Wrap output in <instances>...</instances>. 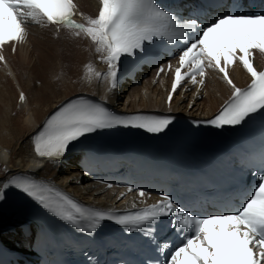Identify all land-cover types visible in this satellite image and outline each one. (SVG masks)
Masks as SVG:
<instances>
[{"label": "snow or ice", "instance_id": "snow-or-ice-1", "mask_svg": "<svg viewBox=\"0 0 264 264\" xmlns=\"http://www.w3.org/2000/svg\"><path fill=\"white\" fill-rule=\"evenodd\" d=\"M74 10L73 0H0V46L22 41L29 20L37 24L62 25L75 30L77 36L84 33L108 66L105 74L96 73L97 78L107 80L114 89L121 57L144 53L146 45L156 40H166L170 44L179 40L184 46L178 55L173 93L186 77L197 83L199 76V83L203 84L206 68L222 73L232 89L230 100L208 121L209 124L216 128L237 126L264 110V71H258L252 63L253 50L264 54V14H227L198 27L194 19L179 21L174 14L158 6L156 0H100L98 15L89 17L85 25L72 19ZM185 32L196 35L187 37ZM236 61L251 77L245 89L237 87L227 71ZM185 68L187 73H182ZM20 99L24 100L23 94ZM168 100H172L171 95ZM171 123L168 117L125 118L113 114L100 103L74 99L50 116L33 138L34 148L39 157L58 159L74 141L100 129L122 126L160 133ZM10 185L68 224L80 228L81 222H86L87 228L81 231L94 232L103 220H112L129 230H145V225L157 223L175 230L181 243L168 251L164 264H264V172L259 174L256 185L239 208L207 217L187 212L166 195L161 203L142 211L115 216L87 209L44 183L14 178L3 187ZM139 195L145 193L141 191ZM2 199L4 194L0 192ZM163 217H169L166 224L161 221ZM167 247L165 243L160 250Z\"/></svg>", "mask_w": 264, "mask_h": 264}, {"label": "bare ground", "instance_id": "bare-ground-1", "mask_svg": "<svg viewBox=\"0 0 264 264\" xmlns=\"http://www.w3.org/2000/svg\"><path fill=\"white\" fill-rule=\"evenodd\" d=\"M98 6L96 0H76V7L84 15L76 19L77 23L87 25V19L97 15ZM32 24L33 40L15 57L7 55V63L0 65V192L14 178H27L63 190L95 208L134 207L132 196L120 201V192L86 182L74 165L66 166L34 155L33 138L49 113L67 98L92 95L130 112L211 117L232 93L221 74L211 68L201 102L197 98L199 94L182 91L167 105L170 84L166 89L168 80L163 75L158 85L153 78L146 79L142 86L114 94L108 88V81L96 76V73L105 74L107 69L90 38L84 33L77 36L75 30L65 27L58 37L50 24ZM89 66L93 67L91 77L87 72ZM231 79L239 88L250 80L238 66L231 73ZM21 223L0 208L1 240L6 244L19 241V234L10 231Z\"/></svg>", "mask_w": 264, "mask_h": 264}]
</instances>
